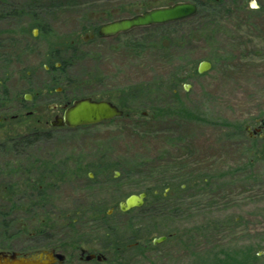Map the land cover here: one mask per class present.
<instances>
[{
  "label": "rangeland",
  "instance_id": "374dc122",
  "mask_svg": "<svg viewBox=\"0 0 264 264\" xmlns=\"http://www.w3.org/2000/svg\"><path fill=\"white\" fill-rule=\"evenodd\" d=\"M178 1L214 6L83 42L111 18ZM76 36L83 43L74 53ZM50 58L67 65L53 70ZM203 60L212 67L199 73ZM44 87L62 88L56 104L104 98L129 116L53 127L45 121L54 102L41 94L19 119L10 120L16 110L4 112L0 162L28 168L58 151L63 169L46 200L60 212L45 216L46 239L16 232L31 218L16 215L8 248L58 246L67 255L60 264H264V128L255 132L264 118V0H0V99L15 109L17 98ZM39 107L37 123L39 114L25 112ZM36 125L45 131L39 138L31 134ZM18 130L29 133L18 141L30 144L28 161L1 146ZM147 187L168 199L150 192L143 206L120 210V201ZM80 247L107 260H81Z\"/></svg>",
  "mask_w": 264,
  "mask_h": 264
},
{
  "label": "flooded vegetation",
  "instance_id": "af4514ba",
  "mask_svg": "<svg viewBox=\"0 0 264 264\" xmlns=\"http://www.w3.org/2000/svg\"><path fill=\"white\" fill-rule=\"evenodd\" d=\"M195 2V1H194ZM198 4V3H197ZM170 5V4H169ZM159 7V6H157ZM154 8V7H153ZM152 9V8H149ZM149 9H145L141 12H137L134 14H130L127 16H118L111 18L103 23H100L96 25L94 28L89 29V32L82 37V39L85 41H103L107 40L109 38L116 37L120 34L127 33L133 29V28L127 32H121L112 36H102L99 33L100 26L109 23L111 21L125 18V17H132L137 14L143 13ZM81 37L76 36L71 40V45L70 47L73 49V52L75 53L76 51H80V44L83 42L80 40ZM51 62V68L53 70H59L62 62H53V59L50 58ZM73 65V62L69 64ZM48 68V66L46 67ZM50 69V66H49ZM48 69V70H49ZM56 77V76H55ZM56 84V82L54 83ZM56 88V87H55ZM54 92L51 91V89H45V87L42 89L43 92L39 91L36 94H24L23 96H20V98H17L16 101V106L14 107L15 109H12L13 104L5 103V104H0V122H5L8 123L9 116L5 115L4 112H9L10 110H16L18 112L11 114L10 115V120H16L19 119L20 113L23 112L28 107V103L32 102L35 100L36 97H39L40 94L43 95L46 98H51L50 100L53 101L54 103L52 105H49V108H52V111L54 112V116L51 120L50 118L46 119L45 123L51 125V121L56 117V116H62L65 108L69 106L75 99L72 101H63L64 103L61 104H56L55 99L56 97H60V94L62 92V88L55 89ZM91 97V96H88ZM93 98V97H92ZM95 100H107L112 102L113 104L117 105L114 103L113 100L110 99H97L93 98ZM60 100V99H59ZM118 106V105H117ZM120 109L124 111L125 110L121 107L118 106ZM39 109H29L26 110L25 114L27 116H34L38 115L39 117L37 118V123L41 122L42 119H44L43 113L40 114ZM123 114V115H124ZM126 114L129 115V112ZM53 127H60V126H53ZM264 128V127H263ZM262 128V130H263ZM30 128H28L29 132ZM262 130L256 132V133H261ZM31 134H38V138L43 136L45 131L43 130L42 127H38V125L32 127ZM21 130H18V135L16 138L12 137V141L14 143H9L10 145L3 144L1 145L2 147L5 148L7 151H13L14 152H21L23 157H26L27 161L28 159V152L27 148L30 147V144H24V143H19L18 141L23 140L28 136L29 133H20ZM26 134V135H25ZM49 156H51L50 160H46L43 158H35L33 160V165L31 167L28 166V168H23V166L16 164L17 162L13 161L10 163L9 161H4L0 162V167L5 168V170H2L0 168V258H2V255L4 253L11 254L12 252H19L22 255H37L39 253H42L44 251H55V252H62L60 247L58 246H37L31 249H26V250H12L7 247V244L9 241L13 238V227H14V218L17 217L16 215H28L31 218L22 219L19 224V227L16 232L24 233V232H31L29 235V239L32 242H40L43 241V239H46V233H45V226L46 224V217L45 216H52V215H57L59 212L58 209L56 208H51V207H46V200H49L51 197L49 196V191L52 189L54 191L57 190L58 188V183L60 182V179L62 177L61 173L63 171L60 163L56 161V157L58 156V151H53V152H48L47 153ZM25 155V156H24ZM70 169V168H69ZM74 171V170H73ZM72 170L66 169L65 172L72 173ZM22 173V175L20 174ZM27 173V174H24ZM16 174V175H14ZM20 174V175H19ZM147 193V192H146ZM158 191H156V194ZM56 194V193H55ZM168 193H165L164 195H167ZM148 196V194H147ZM15 216V217H14ZM40 217V218H39ZM51 219H49V222ZM17 225V224H16ZM81 248L80 247V259L84 260L85 256L81 255ZM89 251V250H88ZM90 252V251H89ZM95 253H101V252H95ZM66 255V254H65ZM66 260H67V255H66ZM66 260L64 262H66ZM86 260V259H85ZM63 262V263H64ZM54 264H60V262H55Z\"/></svg>",
  "mask_w": 264,
  "mask_h": 264
},
{
  "label": "water",
  "instance_id": "95a60500",
  "mask_svg": "<svg viewBox=\"0 0 264 264\" xmlns=\"http://www.w3.org/2000/svg\"><path fill=\"white\" fill-rule=\"evenodd\" d=\"M198 11V5L193 1H178L171 5L154 7L143 13L132 17H125L105 23L100 26L99 33L102 36H112L121 32H127L133 28L157 25L189 18L195 15ZM212 63L208 60H203L198 65V72L204 73L210 70ZM188 86V85H186ZM188 89V87H186ZM124 111L117 105L107 100H95L92 97H81L75 99L69 106L65 108L62 116H56L52 121V126H67L76 128L85 125L98 124L115 117L123 116ZM146 112H144V115ZM264 127V118L260 121V126L255 129V132L262 130ZM119 174L116 171L115 175ZM147 193L145 191L132 193L119 203V208L122 211L141 207L145 204ZM167 236H161L154 239V243L165 240ZM81 255L85 259L105 261L107 255L104 253L89 252L85 248H81ZM66 260V255L63 252L44 251L37 255H22L19 252L11 254L4 253L0 258V264H54L55 262L63 263Z\"/></svg>",
  "mask_w": 264,
  "mask_h": 264
},
{
  "label": "trees",
  "instance_id": "16d2710c",
  "mask_svg": "<svg viewBox=\"0 0 264 264\" xmlns=\"http://www.w3.org/2000/svg\"><path fill=\"white\" fill-rule=\"evenodd\" d=\"M214 6V4H211L210 2L209 3H203V2H199L198 3V7L199 6H208V7H206V8H208L209 9V7H211V6ZM67 65V63H65L64 61L62 62V66H66ZM69 65V64H68ZM197 71H198V69H196ZM195 71V70H194ZM177 74L178 73H176V74H174V77H173V79H171V82H172V84H173V86H175V87H172L171 88V92H172V94L175 96V93H176V85L178 84V76H177ZM187 79V78H186ZM0 104H5L4 102H3V99H0ZM127 112H125V114L122 116V117H125V116H129L128 114H126ZM158 112H156L153 116H152V118L154 119V117L156 116V114H157ZM143 115H144V112H143ZM146 115H148V114H146ZM167 152H168V150H167ZM209 180H207V182H208ZM208 185V184H207ZM164 187H170L171 188V190L172 189H175L174 188V185L172 184V183H170V184H164L163 185ZM175 187H177V189L176 190H178V191H181L183 188H182V184H178V185H175ZM144 191H146L147 192V194H149L150 192H153L154 194V197H155V199L154 200H157V199H159L158 197H164V199L165 200H167L168 198V194L167 195H165L164 196V193H163V196H162V193L161 192H159V190L157 189V188H151V187H147V188H145V190ZM156 191H158V193L156 194ZM148 197V196H147ZM165 203V202H164ZM166 204V203H165ZM97 208V207H96ZM97 212L99 211V212H102L99 208H97V209H95ZM98 217H100L101 216V214H98L97 215ZM137 243V242H136ZM119 248H121V247H119Z\"/></svg>",
  "mask_w": 264,
  "mask_h": 264
}]
</instances>
